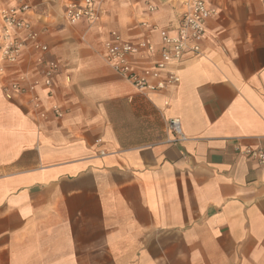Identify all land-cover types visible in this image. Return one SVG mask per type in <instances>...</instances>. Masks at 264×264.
I'll list each match as a JSON object with an SVG mask.
<instances>
[{"label": "crops", "instance_id": "obj_1", "mask_svg": "<svg viewBox=\"0 0 264 264\" xmlns=\"http://www.w3.org/2000/svg\"><path fill=\"white\" fill-rule=\"evenodd\" d=\"M24 1L61 67L41 98L65 114L40 119L4 98L6 79L40 78L29 47L0 75V264H264V164L238 152L264 151L262 0H206L217 15L201 54L183 58L163 95L137 92L101 52L113 31L159 48L141 23L176 35L178 0H154L155 13L98 0L93 26L68 24L60 0Z\"/></svg>", "mask_w": 264, "mask_h": 264}, {"label": "built area", "instance_id": "obj_2", "mask_svg": "<svg viewBox=\"0 0 264 264\" xmlns=\"http://www.w3.org/2000/svg\"><path fill=\"white\" fill-rule=\"evenodd\" d=\"M64 7V19L70 25L86 21L90 26L102 21V8L98 0H60ZM118 1V0H111ZM131 4H143L146 11L155 13L158 9L154 0H126ZM181 6L180 22L176 35L160 28L142 22L141 26L159 35L160 47L146 40L136 43L126 41L113 31L102 46V57L105 62L137 92L150 95H163L181 82L178 73L183 58L189 54H201V44L206 34V21L217 15L215 9L208 7L206 0H178ZM264 9V0L261 1ZM34 12L26 1L19 0V6H4L0 9V75L6 78L9 69L18 67L22 54L30 47L35 54V62L42 65L40 78L31 80L26 73H18L14 78L6 79L2 85V93L8 101L22 99L24 104L40 119H48L49 115L62 118L65 114L56 102L49 107L41 98L40 91L54 96V79L61 72L60 64L55 60H47L49 47L41 42L40 35L29 21ZM153 64H144L148 56L157 55ZM67 82L70 78L67 77ZM168 106V102H165ZM169 129L181 140V125L178 119L168 120ZM240 154L255 158L264 164L262 149H238Z\"/></svg>", "mask_w": 264, "mask_h": 264}, {"label": "rangeland", "instance_id": "obj_3", "mask_svg": "<svg viewBox=\"0 0 264 264\" xmlns=\"http://www.w3.org/2000/svg\"><path fill=\"white\" fill-rule=\"evenodd\" d=\"M165 125H166V122L164 121V119L162 118L161 119V130H162V132H161V134H162V136H163V129L165 128Z\"/></svg>", "mask_w": 264, "mask_h": 264}]
</instances>
